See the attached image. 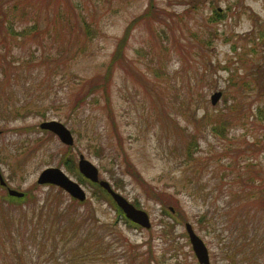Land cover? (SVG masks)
Returning a JSON list of instances; mask_svg holds the SVG:
<instances>
[{"label": "rangeland", "instance_id": "rangeland-1", "mask_svg": "<svg viewBox=\"0 0 264 264\" xmlns=\"http://www.w3.org/2000/svg\"><path fill=\"white\" fill-rule=\"evenodd\" d=\"M0 11L14 24L0 35V172L27 192L23 206L0 203V234L8 219L34 226L71 204L37 179L57 167L77 180L86 159L150 220L129 225L83 184L93 238L116 264H200L188 222L211 264H264V0H0ZM108 73L109 96L96 87ZM47 120L62 122L73 144L40 129ZM7 194L0 185V199ZM35 232L15 239L27 258L61 264L64 253L69 264L60 247L49 259L52 235L43 251L44 228Z\"/></svg>", "mask_w": 264, "mask_h": 264}, {"label": "trees", "instance_id": "trees-1", "mask_svg": "<svg viewBox=\"0 0 264 264\" xmlns=\"http://www.w3.org/2000/svg\"><path fill=\"white\" fill-rule=\"evenodd\" d=\"M18 6L19 4L13 2L12 6L10 7L15 9L18 8ZM1 14L2 13L0 11V35H2V33L5 32L6 30L7 32L10 30L14 31L13 22H11V20L7 21V19L3 18ZM216 14H217V18L218 17L220 18L223 15L222 13L219 12V10L216 11ZM148 15L149 14H146V18ZM37 25L38 24L34 22V24L32 23L30 27L31 29L37 28L38 27ZM128 31H130V28H127L123 38L120 40L121 44H119V46L116 48V51L112 57L113 59L111 60L116 61L123 55L122 43L124 44V40L129 34ZM113 61H111L110 68L112 66ZM109 73L106 74V76L104 77V82L97 84L98 86L96 85V87L99 90L97 91L101 92V90H103V92L107 96H109V89H110L109 80L111 78V76H109ZM92 93H93V89L89 91L88 95L89 94L91 95ZM84 97L85 96H83L82 94H79L76 97V100L81 101ZM77 101L75 105L72 106L73 109L78 107ZM257 108L259 111L258 115H260V117L257 118L262 119L264 121V109L260 106ZM215 127L217 126L214 125V128ZM259 144L260 143H258V146H260ZM62 162L64 163L63 160ZM66 163H68V161H66ZM74 172L76 171L74 170ZM26 194L23 198L10 196L9 194L4 195V200L0 199V203L2 204L6 203L10 207L23 206L22 202L26 198ZM94 194L97 195L103 201L109 202L113 207H115L116 211L122 212V210L118 207L113 197L106 190L100 188V186L96 187V189L94 190ZM33 200H35L33 201V203H35L38 199L36 200V198H34ZM70 201H72L71 204H69L65 208L60 209L59 207L54 206L51 210L48 211L50 220L48 219V221H44V220H39L42 219L39 218L38 221H36L37 224H35L34 226L32 225L28 226L26 222L24 225L23 223H21L22 219L19 220L8 219V223H9L8 227H6V229L3 230L0 234V264H38L37 260H34L33 257L27 258L26 255H24V252H26L24 251V246H23L24 243L21 244L20 242L15 241V239L18 238V236H21V233L25 234L27 228L29 227L31 228V232L33 233H36L35 231H37V229L40 227L44 228L42 238L40 239L41 246L42 248H44L43 251H45V246L49 244L48 243L49 241L46 242L47 237L46 238L44 237L48 235H52L51 241L54 242L52 243L54 249L51 252L47 253L49 259H51V256H53V254H55V252L60 247L65 249L64 252L66 253V257L68 255L69 264H116L114 256L109 249L110 248L109 244L104 245L102 243V239L98 238L97 236L95 237L96 239L93 238L96 232H98V230L96 232H93L91 228L93 227V225L90 222L87 223V221L88 218H93L94 220H98V219H96L97 218L96 214H94L93 212L90 216L89 209H87L89 208V201L86 200L85 202H80L72 198L70 199ZM258 204H259L258 208L262 211L264 208V178L259 176H258ZM74 207H76L75 210L73 211L70 210L71 208L74 209ZM80 207L83 208L85 207V208L83 211L80 212V210L79 211L77 210ZM171 209L172 208L167 207L165 203L163 210L165 211L164 213L166 215L172 214ZM86 210L88 212L85 213L84 211ZM77 214H82V217L80 218ZM258 214H260V211ZM41 215H43L42 212ZM178 217L181 220L185 219L182 215ZM172 225L173 224H170V226ZM15 232L17 233V235H15ZM34 236L37 237V235ZM113 242L114 241H112L110 244H112ZM60 259L62 260L61 264L66 263L67 261V260L63 261L65 259L64 253L61 255ZM138 259L139 258L137 257L132 258L128 264H135V260ZM147 259L149 260L152 259L151 252H149V256Z\"/></svg>", "mask_w": 264, "mask_h": 264}, {"label": "water", "instance_id": "water-1", "mask_svg": "<svg viewBox=\"0 0 264 264\" xmlns=\"http://www.w3.org/2000/svg\"><path fill=\"white\" fill-rule=\"evenodd\" d=\"M221 94L222 93L219 91L213 94L212 102L216 103ZM41 127L43 129H50V131L56 133L64 143L70 145L73 144L71 131L62 122L58 120H47L41 123ZM79 167L87 177L91 178L94 181H99L98 169L90 161L81 159L79 162ZM38 181L40 183L56 184L67 190L72 196L77 197L81 200H84V198H86V193L80 186V184L71 179L60 168L49 167L44 169V171L40 174ZM0 182L1 184H6L1 172ZM100 183L103 185V187L107 188L108 191L115 197V200L125 210L130 218L143 226L150 227V220L147 216L148 214L145 211L135 208V206L130 204L123 196H121L119 193H116L107 181L101 180ZM9 193L17 196L23 195L22 191L20 192L13 188H9ZM186 227L189 233L188 235L190 236L191 245L200 264H211L209 249L204 240L194 231L191 223L188 222V224H186Z\"/></svg>", "mask_w": 264, "mask_h": 264}]
</instances>
